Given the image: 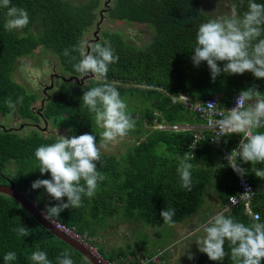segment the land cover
<instances>
[{"label":"trees","instance_id":"16d2710c","mask_svg":"<svg viewBox=\"0 0 264 264\" xmlns=\"http://www.w3.org/2000/svg\"><path fill=\"white\" fill-rule=\"evenodd\" d=\"M106 1L74 4L69 0H10V6L25 9L30 18L23 30L11 32L4 28L7 9L0 8V118L15 113L21 120L36 124L45 118L54 128L65 130L67 134L63 136L87 133L96 135L99 143L103 130L95 125L94 114L83 106L82 97L85 91L105 81L87 79L80 84L63 75L57 92L46 100L41 117L32 108L38 104L40 95L27 90L28 85L16 82L14 75L19 62L28 59V63L37 65L35 58L51 53L62 72L80 76L73 67L80 59L79 53L73 52L76 60H71L64 56V50L83 46L86 52L85 37L97 27L101 5L104 7ZM231 2L240 15L247 10L248 0ZM256 2L264 3V0ZM207 7L204 8L201 0H112L107 8V23L125 29L102 28L104 21L97 43L110 45L119 57L117 63L109 66L106 81L119 91L125 102L143 104L138 110L127 109L135 121L134 129L127 136L133 137L135 143L120 156L101 153L97 170L104 179L98 182L95 195L83 197L80 208L65 210L54 219L55 223L70 229L72 237L79 236L87 246L96 248L106 262L167 264L163 255L167 248L158 254L147 248L108 252L98 241L99 231L110 219L162 228L166 223L160 213L167 208L175 209L171 224H182L200 212L209 192L219 201L218 213L245 225L264 222V180L252 173L251 163L242 165L249 170L243 178L249 179L254 188L250 210L241 203L225 211L230 198L242 193V177L228 166L224 157L237 148L243 137L225 135L215 142L217 130L210 125L209 118L189 110L187 103L181 101L182 96L206 101L221 95L219 107L227 109L234 95L243 90L255 87L264 94V80L256 79L250 72L243 75L222 72L213 82L206 62L194 66L191 52L198 26L214 18ZM135 27L138 29L134 35L141 41L146 38L144 33L151 32L152 38L137 46L139 42L133 43L127 36L132 37L129 31ZM39 64H43V59ZM21 65L29 70L28 65ZM220 67L223 69L224 64ZM20 97L23 101L16 103L15 108L7 106L8 99L16 102ZM256 131L264 132V128ZM23 132L0 129V184L13 183L42 211L51 198L45 189L32 190L31 184L51 176L39 172L35 150L54 143L59 135H47L33 128ZM186 152L193 153L189 161L193 165L191 191L181 188L177 172ZM254 167L264 168V165ZM64 200L67 202L66 197ZM253 214L259 215L258 221ZM20 226L27 227L30 235L18 237L14 229ZM181 242L177 240L175 245ZM37 250L46 252L51 264H57V257L64 252L70 254L74 264H92L43 227L14 199L0 194V264H6L3 257L9 252L16 254V260L9 264H32L30 256ZM224 250L225 258L220 262L202 253L190 264H233L227 241Z\"/></svg>","mask_w":264,"mask_h":264},{"label":"clouds","instance_id":"9594fccd","mask_svg":"<svg viewBox=\"0 0 264 264\" xmlns=\"http://www.w3.org/2000/svg\"><path fill=\"white\" fill-rule=\"evenodd\" d=\"M0 8L7 9L8 19L4 24L7 31L23 30L30 22L25 9L10 6V0H0ZM85 52L83 46L65 49L64 56L76 60L73 52L79 53V61L73 65L74 71L81 77L93 75L96 81H105L85 91L82 97L83 106L94 114L95 125L103 131L99 143L96 135L83 134L66 137L60 135L51 144L42 145L35 150L38 170L41 175L50 173V179H37L31 184L32 190L45 189L51 198L41 215L59 231H68L63 225L55 224L54 219L68 209L82 206L83 197L95 195L98 182L104 179L97 170L101 161V149L109 144L118 143L134 129L135 121L127 112V104L119 91L106 81L109 66L117 63L118 56L110 45L100 43L90 46ZM191 60L199 67L206 62L210 69L212 81L215 82L222 72L227 75H243L250 72L258 80H264V3L248 0L247 10L242 15L235 9L230 14L214 17L198 26L195 46ZM223 63V69L220 64ZM23 97L13 102L8 99L7 106L15 108L22 103ZM178 101V99L176 100ZM181 101L187 103L189 110L205 106L209 101L217 103V108L224 111L222 118L210 121L221 135L239 134L243 138L237 148L224 158L234 172L242 178L249 172L242 167L251 163V171L256 177L264 180V132L256 131L264 128V94L255 87L243 90L234 95L229 108H220L221 95L206 101L182 96ZM216 104L209 103V109ZM234 106L232 109L231 107ZM205 115L204 113H201ZM209 118L207 115H205ZM210 119V118H209ZM211 125V124H210ZM213 125H211L213 127ZM71 131V130H70ZM193 153L186 152L180 161L177 172L181 180V188L191 191ZM83 182V183H82ZM245 192L242 197L249 194ZM67 198L65 202L64 198ZM55 201V203H52ZM38 206V205H37ZM164 223L171 224L175 209H166L160 213ZM259 218H256L258 221ZM18 237L30 235L25 226L14 229ZM204 235L197 240L199 251L212 261L225 258V243L230 247V259L233 264H261L264 261V222H253L245 225L231 217L218 213L201 229ZM190 259L192 257H189ZM6 264L16 260V254L9 252L3 257ZM32 264H51L47 253L41 250L30 256ZM57 264H74L68 252L57 257Z\"/></svg>","mask_w":264,"mask_h":264},{"label":"rangeland","instance_id":"374dc122","mask_svg":"<svg viewBox=\"0 0 264 264\" xmlns=\"http://www.w3.org/2000/svg\"><path fill=\"white\" fill-rule=\"evenodd\" d=\"M74 4H80L83 2H86L87 0H69ZM106 1V0H102ZM204 4V8L207 7L208 12L211 13L214 17H219L223 15L230 14L231 11L234 8L233 2L231 0H201ZM210 1V3H209ZM211 4V5H210ZM103 5H101L100 11L103 9ZM99 11V12H100ZM100 14V13H99ZM101 18V17H99ZM105 22L102 25V28L106 29H116V28H123L124 26H111L110 23H107V18L105 16ZM96 28H93V31H90L86 35L85 39V46L86 42L95 39L94 33L96 31ZM138 29L135 27V29H130L129 33L130 35H127L130 40L135 43L139 42L137 46H142L145 44L144 42H147L152 38V33L150 31V35L148 33H144V36L146 37L143 41H141L138 38V35L135 34V30ZM100 35V33H99ZM128 40V39H127ZM52 61L55 62L54 64L57 66L56 63V57L52 55L51 53H46L44 56H39L38 58H35L33 61L38 62L37 65H32L31 63H28L29 60L27 59L26 62L22 61L19 62V66L17 70L15 71L14 80L18 82L19 84H26L28 86H32L33 88L30 90L32 92L37 93L41 97H43V91L44 88L47 86H51V83L49 81V78H46L45 80H39L36 84L33 82H29V80H36L38 78V71L43 68L44 64H39L41 61ZM22 64H26L29 67V70L23 69ZM58 72L61 75L69 76L68 73L62 72L61 67H59ZM48 79V80H47ZM47 83L45 84V82ZM58 82L55 81V85ZM59 83V82H58ZM57 83V84H58ZM50 92V90L48 91ZM127 109L128 110H138L140 109L143 104L136 103V104H129L126 101ZM37 107H40V104H37ZM5 118V122L3 123L4 119L0 118V124L4 125L6 129H11L12 126L19 129L20 123L16 124V116L15 113H11ZM166 128V127H164ZM28 129V128H27ZM51 130L56 133V135H66L67 132L65 130L56 129L54 127H51ZM21 134H23V131H20ZM135 143V140L133 137L127 136L121 139L118 143L109 144L106 147L101 149V153H104L106 155H117L120 156V153H124L127 151V149L131 146H133ZM9 173H13L11 169L8 170ZM221 208L219 205V201L216 198L215 195L209 194L207 195L206 203L203 206V208L200 210V212L195 216L194 220L191 218H188L185 220L182 224H166L162 228H152L150 226L144 225L142 223H128L123 222L121 219H110L107 221L106 225L99 231V243L103 245L108 252L115 251L117 249H123L126 250L128 248H147L149 251H156L155 253H159L162 250H165L163 248H167L164 252V257L167 261V264H172V261H174L176 258L180 260L177 262V264H190L194 262L195 259H197L202 253L199 251V246L196 244L198 238L202 237L204 233L199 231V226H204L213 216H215L218 212H220ZM189 223V226L186 227V224ZM186 227V228H185ZM201 227V229H202ZM178 228L187 229L178 231ZM198 230L195 232V236L190 237L189 230ZM183 231V233H182ZM159 232V233H158ZM185 233V234H184ZM180 235V236H178ZM180 237V238H179ZM182 240L181 243H178L175 245V242L177 240ZM93 249V251H97L96 248L90 247ZM98 252V251H97ZM156 254V255H157ZM189 257H192L191 259Z\"/></svg>","mask_w":264,"mask_h":264},{"label":"water","instance_id":"95a60500","mask_svg":"<svg viewBox=\"0 0 264 264\" xmlns=\"http://www.w3.org/2000/svg\"><path fill=\"white\" fill-rule=\"evenodd\" d=\"M112 0H107L104 3V8L100 11V21L97 23V29L94 33L95 39L90 40L86 45V52H89L91 50L90 46L92 44L99 42L100 40V30H101V24L105 20V14L107 12V8L109 7ZM66 78H64L65 80ZM87 79H93V75L90 74L88 77H83L81 80H78L75 78H70L69 81H76L80 84H83ZM0 194L8 196L12 199H14L17 203H19L22 207H24L43 227H45L48 231H50L52 234H54L56 237L61 239L63 242L68 244L69 246L76 249L78 252H80L83 256H85L92 264H104L101 257L99 258L96 253L88 247L85 243L81 242L80 240H77L76 238L72 237L71 235L59 231L56 229L54 225H52L48 220L44 219V216L41 215V212L37 205H35L32 201H30L25 195H23L21 192H19L15 185L13 183L8 184H0ZM56 224V223H55Z\"/></svg>","mask_w":264,"mask_h":264},{"label":"flooded vegetation","instance_id":"af4514ba","mask_svg":"<svg viewBox=\"0 0 264 264\" xmlns=\"http://www.w3.org/2000/svg\"><path fill=\"white\" fill-rule=\"evenodd\" d=\"M88 42H86V45H87ZM54 63L55 62H52V61H43L44 65H43V68L38 71V78L36 80L27 79L29 82H33L34 84H36L39 80H45L46 78H49V81L51 83V86H49V87L46 86L44 88L43 97L40 96V100H38V103L40 104L41 108L37 109V106H36L37 104L32 107L33 109H35V112L38 113L41 117L43 116L42 109H43V106L46 103V100L51 99L52 96L57 92L58 84H59L58 82H60V79L65 77V76L61 75L58 72L59 67H60L59 64L56 63L57 64V66H56ZM67 77L69 79L70 78H73V79L77 78L78 79V77H81V76H70L69 75ZM57 80H58V82H57L58 84L56 83V86H54L55 85V81H57ZM46 83H47V81L45 82V84ZM26 88H27V90L30 91L33 87L32 86H28ZM49 90H50V92H48ZM15 116H16V114H15ZM3 119H4V121H3V123H4L5 122V118H3ZM16 121H17L16 124H19V123L21 124L20 128L17 129L14 126H12L11 127L12 130H15V131H29L30 129L33 128V129H37L39 131H43L47 135L54 134V132L51 130V127H53V126L45 118H41V122L38 123V124L31 123L28 120H21L19 117H16ZM27 126H30V127H28V129H25V128H27ZM2 128H5V126L0 124V129H2Z\"/></svg>","mask_w":264,"mask_h":264},{"label":"built area","instance_id":"2783aa9c","mask_svg":"<svg viewBox=\"0 0 264 264\" xmlns=\"http://www.w3.org/2000/svg\"><path fill=\"white\" fill-rule=\"evenodd\" d=\"M209 103H213V104H216V105H215V107L213 109H209V107L207 106V104H209ZM233 107L234 106H232L231 109ZM196 110H198L199 112L204 113L205 115H207L210 118L209 119V122L210 121H215L216 119H220V118H222V115H225V112L224 111H220L217 108V103L216 102H213V101L207 102L205 104V106L197 107ZM215 116H217L216 119H215ZM210 124L213 125L212 123H210ZM213 128L216 129L214 127V125H213ZM221 136H225V135H221L218 131H216V136L213 138V140L218 143L220 141ZM240 186L242 188V193L240 195H238V196H234V197L230 198V201H229V203H228L225 211H228V210H230L233 207H237L241 203H244L245 204V207H246L247 211L250 210L251 197H252V192H253L254 188H253L252 184L250 183L249 179H245V178H242L241 179ZM246 191L247 192H250V193L242 197L241 195L245 194ZM253 216H254V219L255 220H256L257 217L259 218V215L258 214H253ZM57 224H59V223H57ZM59 225H61V224H59ZM64 227H66V226H64ZM62 232H65V233H67L69 235H72L70 229H68V231H62ZM74 238H76L77 240H80L81 241V238L79 236H75ZM94 252L96 253V255L99 258L101 257L97 251H94ZM101 259H102V257H101ZM155 260H157V259L155 258ZM103 263L104 264H124L125 263V260H122V261H119V262H112V263H109V262H106L105 260H103Z\"/></svg>","mask_w":264,"mask_h":264},{"label":"crops","instance_id":"0c3cea01","mask_svg":"<svg viewBox=\"0 0 264 264\" xmlns=\"http://www.w3.org/2000/svg\"><path fill=\"white\" fill-rule=\"evenodd\" d=\"M194 218H195V217H193V218H191V219L194 220ZM183 224H184V223H183ZM188 226H189V223L186 224V227H188ZM186 227H185V228H186ZM201 227H202V226H199V231H200V232H201ZM180 229L185 230V231L187 230V229H183V228H178V229H177V233H178V231H180ZM197 230H198V228H197L196 230H189L190 232H188V234H190V237L195 236V234H196L195 232H196ZM182 233H183V231H182ZM184 234H185V233H184ZM178 236H180V235H178ZM179 238H180V237H179ZM181 259H182V258H180V260H181ZM180 260H179L178 258H176L174 261H172V264H177V262L180 261Z\"/></svg>","mask_w":264,"mask_h":264}]
</instances>
